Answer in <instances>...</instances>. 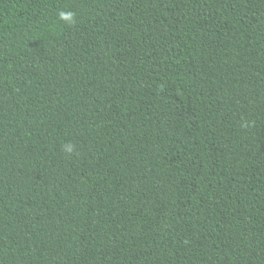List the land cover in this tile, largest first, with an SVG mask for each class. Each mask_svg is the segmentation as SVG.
Returning a JSON list of instances; mask_svg holds the SVG:
<instances>
[{"label": "trees", "instance_id": "trees-1", "mask_svg": "<svg viewBox=\"0 0 264 264\" xmlns=\"http://www.w3.org/2000/svg\"><path fill=\"white\" fill-rule=\"evenodd\" d=\"M0 264H264V0H0Z\"/></svg>", "mask_w": 264, "mask_h": 264}]
</instances>
